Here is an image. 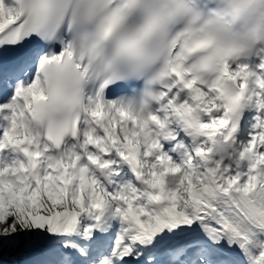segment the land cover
<instances>
[{"label":"snow or ice","instance_id":"6c2138e0","mask_svg":"<svg viewBox=\"0 0 264 264\" xmlns=\"http://www.w3.org/2000/svg\"><path fill=\"white\" fill-rule=\"evenodd\" d=\"M0 264H264V0H0Z\"/></svg>","mask_w":264,"mask_h":264}]
</instances>
